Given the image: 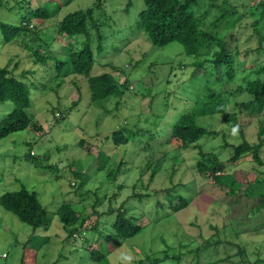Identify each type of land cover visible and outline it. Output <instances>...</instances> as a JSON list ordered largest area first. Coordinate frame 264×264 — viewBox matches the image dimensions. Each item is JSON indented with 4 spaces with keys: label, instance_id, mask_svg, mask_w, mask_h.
Segmentation results:
<instances>
[{
    "label": "rangeland",
    "instance_id": "obj_1",
    "mask_svg": "<svg viewBox=\"0 0 264 264\" xmlns=\"http://www.w3.org/2000/svg\"><path fill=\"white\" fill-rule=\"evenodd\" d=\"M19 1L21 0H0V23L15 25L21 16L26 15V11L20 10L19 13L14 7L11 9ZM46 1H51L55 8L60 2L28 0L26 9L41 7ZM95 1L73 0L62 5L45 22L33 19L31 23L34 28L31 30H40L46 38L53 37L57 50H60L67 44V37L56 34L57 23L69 12L93 7ZM260 1L215 0L217 5H224L227 9L230 4L235 6L238 12L227 15L216 27L212 26V22L220 16L216 8L210 9L206 18L205 28L218 36L226 37L230 46L237 43L236 39L239 40L241 54L237 58L245 69L254 67L246 60L243 52L247 48L254 51L258 46L259 39L250 26L254 17L249 15ZM127 2L128 0L107 1V8L114 11L112 17L115 23L108 20L103 26V35L107 37L103 42V51L95 53L96 40L92 44L96 59L92 73H108L119 84L127 80L130 92L117 105L114 99L95 105L90 104L87 98L88 87L81 77H66L61 88H55L53 83L47 89L39 88L37 83L38 90L35 89L32 94L34 106L30 109L32 121L29 129L0 140V194L19 190L21 186L35 191L50 217L45 228L34 232L31 227L19 222L0 207V264H20L21 256L25 259L24 264H93L82 260L90 257L85 252L95 249L94 241L99 240V231L109 228L112 220L105 213L110 209H117L124 201L133 205L132 211L137 214L141 212L136 207L143 208L137 223L143 229L137 237L120 245L114 242L108 244V249L103 253L109 264H137L144 259L145 253L152 255L154 259H163L165 255H180V264H264V207L260 211H254L264 195V164L257 166L250 156L243 157L236 163L230 162V147L225 146L226 143L237 146L242 141L240 134L227 122L226 117L229 113H237V105L247 99L245 94L231 96L224 113L198 118V124L209 133L198 143L200 148L177 151L175 145L167 142L170 132L166 128L164 132L156 133L148 144L137 146L136 151H142L141 153L137 151L134 155L124 157L127 164L123 165L114 182L105 180L104 176L111 167H116V162L115 165L96 172L99 167L96 159L99 151L108 155L113 151L114 154L122 152V148L114 149L111 141L108 142L103 137L114 129L117 130L123 121H130V125L134 126L136 122H131V118L166 111L167 118L162 121V125L167 123L166 126L169 127L183 111V107L187 109L193 104L191 99L180 95L202 92L204 89V80H193L195 60L183 54L181 45L173 42L159 48L149 40L146 41L140 32L127 36L129 30L123 21ZM136 2L139 4L141 0ZM241 14L248 17L242 20L241 33L237 34L238 25L234 22ZM119 29L122 32H118ZM1 31L0 67L7 66L18 78L27 69L36 70V75L44 73V85L47 84L48 75L51 74L48 78L55 76L51 61L43 65L34 63L26 55V50L21 48V38L14 40L15 43H3ZM259 34L263 38L264 48V22L262 28H259ZM29 43L31 46L35 45L32 40ZM258 60L264 64V50L258 52ZM18 63V67H15ZM44 68L49 70L45 72ZM42 70L44 72H40ZM246 74L247 72H242L236 83L239 84ZM73 81L79 86V90ZM216 90L222 94L233 92L235 85L222 83ZM166 95H169V99ZM151 96L155 97L153 109L149 104ZM77 101V106H73ZM65 107L70 108L68 116L59 123L55 122L60 116L59 111ZM3 110L0 108V113ZM242 116L244 139L249 144L258 143V133L264 129V115L252 122L244 114ZM33 126L40 127L41 130H34ZM146 126L142 121L137 122V127ZM260 138L263 141L260 155L264 162V134ZM101 139L103 141H97ZM80 140L85 141L83 147L78 145ZM29 149L30 155L31 152L35 156L36 153L39 156L49 153L48 163L55 164L58 172L40 169L36 162L26 160L24 155ZM199 149L216 154L224 163L225 171H220V176L231 174L236 177L241 183L237 194H225L221 187L212 182L210 176L202 177L197 173L195 163L200 158ZM36 161L39 165V159ZM149 161L151 164L143 168ZM70 164H73L71 169ZM72 171L84 173L80 180H87L85 186L75 193L71 187L77 182L73 180ZM55 174L61 178L56 180ZM119 186L123 188L118 189ZM169 194L181 195L189 203L185 208L173 211L167 207ZM137 195H141L142 200ZM64 200L70 202L87 220L83 224L86 230L83 227L81 234L72 236V239L67 238V232L56 215L60 202ZM156 201L165 205V210L159 214L154 211ZM172 206H179L176 198ZM96 221L100 222L98 231L91 229ZM103 223L106 224L102 225ZM85 239L88 244L83 243ZM205 240H209L210 244H204ZM107 241L111 242L110 239L105 240ZM27 242L29 243L26 244ZM196 249L197 251H192ZM165 264L174 262L169 260Z\"/></svg>",
    "mask_w": 264,
    "mask_h": 264
},
{
    "label": "trees",
    "instance_id": "obj_2",
    "mask_svg": "<svg viewBox=\"0 0 264 264\" xmlns=\"http://www.w3.org/2000/svg\"><path fill=\"white\" fill-rule=\"evenodd\" d=\"M71 1L73 0H60L56 8L53 7L51 1H46L41 7H29L26 9L29 5L28 0H21L12 6L11 9L14 7L19 13L20 10L26 11V15L21 16L20 21L15 25L13 23H0L1 36H4L3 43H15L14 40L21 38L20 46L26 50V55L29 59L42 65L51 61L55 71L54 77L48 78L51 74L47 76V84L44 85V82H42L45 76L44 73L36 75V70L27 69L18 78L7 66L0 67V108L2 110L4 108L0 113V140L14 133L29 129L32 121L30 109L34 106L32 94L35 89L38 90L37 83H39V88L47 89V86L49 87L51 83L55 84V88H61L66 77L70 75L76 78L81 77L85 80V85L88 87L87 98L90 104L95 105L101 104V102L106 103L113 99L116 100L117 105L119 100L130 92L127 80L119 84L108 73L100 75L92 73L96 63L92 44L96 40L95 53L103 51V42L107 38L103 35V26L108 20L114 22L112 17L114 11L107 8L108 0H96L92 5L93 7L69 12L57 23L56 34L67 37V44L62 46L60 50H57L56 41L53 40V37L48 36L46 38L40 30L38 32L36 29L31 30V28H34L31 23L33 19L45 22L55 15L62 5H67ZM0 7H2L1 2ZM213 8H216L220 13V16L212 22L213 27H216L227 15L232 12H238L235 6L230 4L227 9L224 5H217L215 0H141L139 4L136 0H128L124 8L125 19L123 20L129 30L127 36H134L137 32H140L146 41L149 40L153 46L159 48L173 42L181 45L183 54L195 60L193 63L195 67L192 74L193 80H204V89L202 92L195 91L180 95V97L191 99L193 104L187 109L183 107V111L177 115V118L169 127L166 126L167 123L162 125V121L167 118L166 111L163 113L144 114L141 118H131V122H136L134 126L130 125V121H123L117 130L114 129L103 137L106 141H111L114 149L122 148V152L114 154L113 151L111 155L104 151L97 153L96 159L99 161V167H97L96 172L105 170L106 167H111L116 162V167H111L104 176L105 180L111 183L114 182L116 176L121 173L123 165L127 164L124 157L129 154L134 155L137 151L141 153L142 151H136V147L140 144H148L155 138L156 133L164 132L166 128H169L170 132L167 142L172 146L175 145L177 151L200 148L198 143L209 133L198 124V118L221 112L224 113L231 96L234 97L235 94H245L247 99L237 105L239 108L237 113H229L226 117L227 122L232 124V127L238 131L242 138L241 143L237 146L225 144L226 147H230L228 150L231 154L229 161L236 163L243 157L250 156L257 166L264 164L260 155L261 146L263 145L260 137L264 134V129L262 128L258 133L259 142L249 144L244 139L242 119L240 117L244 114L247 120L252 122L255 118L264 115V64L258 62V52L264 50L262 47L263 38L259 34V28H262L264 22V0L255 5V10L252 14L249 15L247 12L249 17H254L250 22V26L254 35L259 39L258 46L254 51L247 48L243 52L246 60L254 66L249 69H245L237 58L241 54L238 39L235 40L237 42L235 45L230 46L226 37L218 36L217 33H212L205 28L206 18L210 9ZM247 17V15L242 16L241 14L234 22V24L238 25L237 34L241 33V22ZM118 32H122V29H119ZM29 40L34 41L35 45L31 46ZM173 61L175 60H171V62ZM181 64L179 63L178 65L183 67ZM18 65L19 63L15 67H18ZM44 69L45 72L49 70V68ZM40 72H44V70ZM242 72H247V74L242 76L238 84L236 80ZM26 74L32 77L28 78ZM222 83L228 85L233 83L235 90L233 92H225V94L220 93L216 89ZM74 84L79 90V86L75 82ZM56 90L52 89V91ZM165 97L169 99V95ZM154 100L155 97L151 96L149 103L151 109H153ZM78 103L79 101L73 103V106H77ZM69 111L70 108L67 107L59 111L60 116L55 119V122L59 123L61 120H65ZM242 117L244 118V116ZM138 121L144 122L147 126L137 127ZM32 128L41 130L40 127L36 126ZM78 145L83 147L85 141L80 140ZM30 149L24 155L26 160L29 159L32 162H36L40 169H52L55 173L58 172L55 164L49 165L48 163L49 153L47 154L46 152L41 156L36 153L35 156L31 152L32 155H30ZM86 150L90 152L89 148H86ZM198 154L200 158L195 163L197 173L202 177L210 176L212 182L221 187L225 194H231L232 196L237 194L241 183L236 180L234 175H219L220 171H225V169L224 163L220 161L218 156L202 149H199ZM38 159L39 165L36 161ZM124 159L125 161H123ZM150 164V161L147 162L143 168ZM72 165H69V169H71ZM81 174L75 171L71 172L73 180L77 182L75 186L71 187L74 193L79 192L87 181L80 180ZM55 177L56 180L61 178L58 174H55ZM122 188V186L118 187V189ZM99 189L100 187L97 188V190ZM118 193H115L116 196ZM137 196L142 200L143 197L141 195ZM154 196H157V194ZM174 198L179 201L178 207L172 206ZM109 202L111 201L109 200ZM167 202V207L173 211L181 210L189 203L183 196L171 194L167 196ZM0 207L13 215L19 222L31 227L34 232L39 228H45L50 221L49 212L38 200L37 193L24 186H21L19 190L2 192L0 194ZM262 207H264V195H262L261 201L254 211H260ZM136 208L143 213V208ZM164 208L165 205L156 201L154 211L157 214L165 210ZM132 209H134L133 205L130 206L124 201L117 209H110V211L105 213L112 220L109 228L105 231H99L100 238L94 241L96 248L89 251L85 249L86 252H84L89 254L90 257H87V259L84 257L82 260L93 264H109L103 253L105 249H108V244L114 242L120 245L140 234L143 227L137 223L142 214H137ZM56 215L65 232H67V238L72 239V236L80 235L83 227L86 230V226L83 225L87 221L86 217L84 218L81 212L76 211L70 202L61 201L56 210ZM105 224L103 223L102 225ZM99 226L100 222L96 221L91 229L98 231ZM106 239H110L111 242H105ZM83 243L88 244L89 242L85 239ZM204 244L209 245L210 241L205 240ZM192 251L195 252L197 249ZM192 251L190 252L191 254L193 253ZM143 256L144 259L138 261L137 264H165L169 260H172L174 264H180V255H165L163 259H154L152 255L146 253ZM24 262L25 259L21 256L20 264H24Z\"/></svg>",
    "mask_w": 264,
    "mask_h": 264
}]
</instances>
